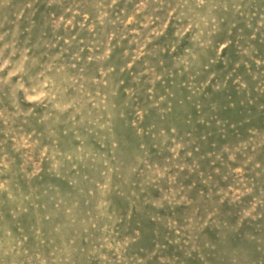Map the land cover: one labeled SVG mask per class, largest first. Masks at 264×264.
<instances>
[{"label":"rangeland","instance_id":"1","mask_svg":"<svg viewBox=\"0 0 264 264\" xmlns=\"http://www.w3.org/2000/svg\"><path fill=\"white\" fill-rule=\"evenodd\" d=\"M0 264H264V0H0Z\"/></svg>","mask_w":264,"mask_h":264}]
</instances>
